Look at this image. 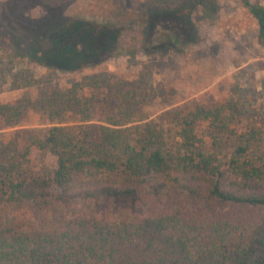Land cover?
<instances>
[{
	"label": "trees",
	"instance_id": "16d2710c",
	"mask_svg": "<svg viewBox=\"0 0 264 264\" xmlns=\"http://www.w3.org/2000/svg\"><path fill=\"white\" fill-rule=\"evenodd\" d=\"M240 4L264 48V6ZM99 27L98 37L116 35ZM97 42L81 30L82 51L69 55L91 61ZM64 101L77 103L74 95ZM234 107L196 109L178 123L171 148L159 129L128 131L112 117L96 140L55 125L29 138L54 154L55 166L31 176L19 163L0 165V264H264V122L241 124ZM197 121H206L208 151Z\"/></svg>",
	"mask_w": 264,
	"mask_h": 264
},
{
	"label": "rangeland",
	"instance_id": "374dc122",
	"mask_svg": "<svg viewBox=\"0 0 264 264\" xmlns=\"http://www.w3.org/2000/svg\"><path fill=\"white\" fill-rule=\"evenodd\" d=\"M100 25L116 35L98 37ZM81 30L101 46L91 61L69 55L70 48L82 51ZM256 33L240 0H0L1 167L49 173L54 154L29 138L41 139L54 125L82 127L96 140L108 117L128 131L149 124L170 148L178 123L198 108L235 105L241 124L259 126L264 48ZM160 35L184 45L172 48ZM70 95L76 105L64 101ZM80 116L87 121L77 122ZM193 128L208 151L206 121Z\"/></svg>",
	"mask_w": 264,
	"mask_h": 264
}]
</instances>
